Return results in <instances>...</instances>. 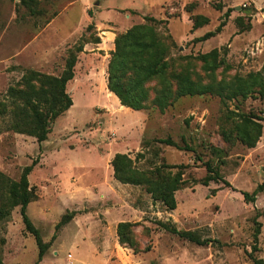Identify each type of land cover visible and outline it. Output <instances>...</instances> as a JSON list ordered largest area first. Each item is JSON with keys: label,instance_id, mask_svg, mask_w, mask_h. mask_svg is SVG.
<instances>
[{"label": "rangeland", "instance_id": "rangeland-1", "mask_svg": "<svg viewBox=\"0 0 264 264\" xmlns=\"http://www.w3.org/2000/svg\"><path fill=\"white\" fill-rule=\"evenodd\" d=\"M194 15L207 23L191 30ZM144 16L166 21L155 28L171 37L164 39L168 65L143 84L145 109L138 111L108 93L107 68L116 34L151 23ZM223 20L220 32L195 40ZM74 56V79L66 84L73 104L39 143L30 134L29 106L16 92L27 91L28 83L49 90L43 76H60ZM127 72L125 86L132 65ZM185 78L207 91L179 93ZM252 122L260 136L248 146L244 132L253 138L258 129ZM166 137L180 145L184 140L193 151L157 141ZM115 153L128 155L147 182L116 178ZM32 161L26 214L48 243L38 264H252L255 222L254 255L264 262V1L0 0L3 264L37 258L34 237L9 192ZM205 161L221 180L201 183ZM156 167L163 183L178 173L184 180L172 210L149 191L160 182L149 174ZM65 214L68 222L56 229ZM119 223L130 225L122 238ZM172 227L208 241L195 243Z\"/></svg>", "mask_w": 264, "mask_h": 264}, {"label": "trees", "instance_id": "trees-1", "mask_svg": "<svg viewBox=\"0 0 264 264\" xmlns=\"http://www.w3.org/2000/svg\"><path fill=\"white\" fill-rule=\"evenodd\" d=\"M192 8L193 4H189L188 9L191 10ZM228 13L229 10L224 13V16L228 17ZM144 19L151 23L145 22L143 24H134L125 32L116 34L114 40L115 49L110 54L107 68V89L113 92L121 105L138 111L145 109L144 101L147 98V93L143 89V84L151 77L161 73L168 65L167 60H165L168 45L165 43L164 39H169L171 37L169 34L163 36V34L155 28V24L166 25V21L156 20L152 16H144ZM191 19V30L207 23V19L200 15H194ZM224 24L225 21L223 20L213 31H207L202 36L195 38V40L203 41L210 38L220 32ZM75 63L76 56L67 60L66 69L60 76H43V80L46 81L44 83L50 84L51 86L49 90L44 87L41 89H35L31 83H28L27 91L18 90L16 92L20 95L19 97L25 101L26 105L29 106L32 117L30 134L33 135L39 143L46 139L47 134L50 132V124L54 119L67 111L73 104L71 97L66 92V84L74 77L73 67ZM130 65H132L133 76L129 78L131 80L129 85L125 86L126 84L124 83L128 81L127 69ZM205 91H207V88L197 85L187 78L183 80V84L179 89V93L183 94H201ZM254 124L258 129L253 138H251V135L248 132H244L245 141L248 146H254L260 136V126L257 123ZM157 141L168 146H173L177 149L193 151L184 140H182L183 145L178 144L170 137L160 138ZM34 164L35 161H32L30 165L23 168L19 180L11 182L9 192L15 205H19V212L25 230L31 233L34 237L38 249L37 258L34 264H38L46 251L48 243L42 241L38 230L33 226L26 214V208L29 201L27 193V175L32 170ZM111 165L113 167L114 176L123 182H147L146 178L144 179L137 176V170L132 168L131 159L124 153H115L111 160ZM203 165L206 169V175L201 181L203 185H207L210 181H218L222 179L218 169L210 162L205 161L203 162ZM145 173L142 172L141 174L145 175ZM150 173L156 174V178H158L160 182L156 184L154 189L149 188V191L152 192V195L155 198L161 200L166 208L170 210L174 209L176 207L174 191L183 185L184 180L179 177L180 174L178 173L168 183H163L161 182V171L157 167L154 170H151L149 174ZM222 182L225 186L234 189L227 180H222ZM240 192L244 201H252V196L249 192ZM70 216V214H65L57 222L55 228L58 229L60 226L67 223ZM255 223L256 227L252 234L253 239L249 258L251 259L252 264H264L262 258L254 255V253L258 251L257 239L260 231V223ZM128 226H130L129 223H119L118 231L121 238L122 228ZM170 230L180 237H184L198 244H205L208 241L205 239L199 240L192 232L180 231L174 227ZM0 264H3L1 260Z\"/></svg>", "mask_w": 264, "mask_h": 264}, {"label": "crops", "instance_id": "crops-1", "mask_svg": "<svg viewBox=\"0 0 264 264\" xmlns=\"http://www.w3.org/2000/svg\"><path fill=\"white\" fill-rule=\"evenodd\" d=\"M72 79H74V78H72ZM72 79H71V80H72ZM103 84H104V82H103ZM106 89H107V88H106ZM107 91H108V93L113 97V99H115V101H117L116 98H115L116 96L113 94V92L109 91L108 89H107ZM114 96H115V97H114Z\"/></svg>", "mask_w": 264, "mask_h": 264}]
</instances>
